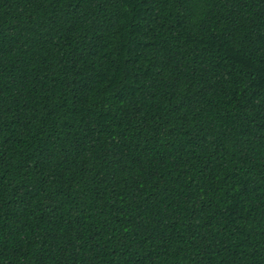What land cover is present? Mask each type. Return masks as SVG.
Here are the masks:
<instances>
[{
  "label": "trees",
  "instance_id": "16d2710c",
  "mask_svg": "<svg viewBox=\"0 0 264 264\" xmlns=\"http://www.w3.org/2000/svg\"><path fill=\"white\" fill-rule=\"evenodd\" d=\"M0 264H264V0H0Z\"/></svg>",
  "mask_w": 264,
  "mask_h": 264
}]
</instances>
